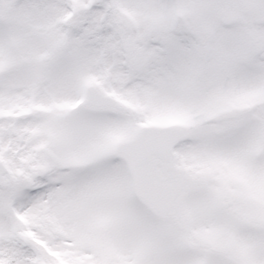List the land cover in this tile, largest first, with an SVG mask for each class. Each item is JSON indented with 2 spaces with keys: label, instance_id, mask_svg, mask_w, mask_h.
<instances>
[{
  "label": "snow or ice",
  "instance_id": "1",
  "mask_svg": "<svg viewBox=\"0 0 264 264\" xmlns=\"http://www.w3.org/2000/svg\"><path fill=\"white\" fill-rule=\"evenodd\" d=\"M0 264H264V0H0Z\"/></svg>",
  "mask_w": 264,
  "mask_h": 264
}]
</instances>
